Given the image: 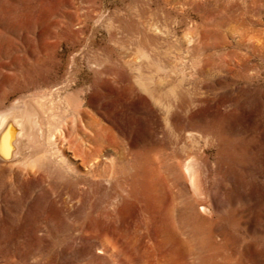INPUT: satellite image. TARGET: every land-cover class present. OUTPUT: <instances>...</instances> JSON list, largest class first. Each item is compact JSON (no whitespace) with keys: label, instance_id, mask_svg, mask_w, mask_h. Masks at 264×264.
<instances>
[{"label":"rangeland","instance_id":"1","mask_svg":"<svg viewBox=\"0 0 264 264\" xmlns=\"http://www.w3.org/2000/svg\"><path fill=\"white\" fill-rule=\"evenodd\" d=\"M37 57L58 91L14 88ZM17 110L22 156L54 122L70 167L0 159V264H264V0H0V112Z\"/></svg>","mask_w":264,"mask_h":264},{"label":"bare ground","instance_id":"2","mask_svg":"<svg viewBox=\"0 0 264 264\" xmlns=\"http://www.w3.org/2000/svg\"><path fill=\"white\" fill-rule=\"evenodd\" d=\"M19 7V6H18ZM16 8V7H15ZM19 9V8H18ZM16 10V9H15ZM14 10V11H15ZM25 10V9H24ZM29 10V9H28ZM18 11V10H17ZM20 11V10H19ZM22 12V11H21ZM30 12V11H28ZM26 14V13H25ZM36 15V14H35ZM24 17V16H23ZM27 17V16H25ZM18 18V17H17ZM30 19V18H29ZM28 19V20H29ZM30 21V20H29ZM2 44V43H1ZM73 59V58H72ZM52 61V60H51ZM56 61V60H55ZM54 67V64L50 63L48 64L46 60H44L42 57H37L35 60L31 61L30 64L28 65H24L22 73L25 74V76L27 77V79L25 80L24 84H19L18 86L14 87L15 89H22L23 86L25 84H27V86L25 87H33L35 88H39L41 86H47L50 83H53V81H55L54 79H50V73L52 71ZM101 67V66H99ZM106 68V67H105ZM108 68V67H107ZM106 70V69H105ZM99 71V70H97ZM110 71V70H109ZM103 72V71H102ZM101 72V73H102ZM78 73V72H77ZM109 74V73H108ZM106 74V75H108ZM119 74V73H118ZM98 75V74H96ZM101 76V75H100ZM99 77V76H98ZM104 77V76H103ZM105 78H108L105 76ZM98 79V78H97ZM72 80V79H71ZM102 80V78H101ZM124 80V79H123ZM110 81V80H109ZM122 81V80H121ZM94 82V81H93ZM102 82V81H101ZM107 82V81H106ZM130 82V81H128ZM127 82V83H128ZM145 82V81H144ZM104 83V82H103ZM102 83V84H103ZM126 83V84H127ZM18 84V83H17ZM92 85V83H90ZM101 84V83H100ZM110 84V83H108ZM98 85V84H97ZM105 85V84H104ZM103 85V86H104ZM144 86V84H142ZM106 86V85H105ZM129 86V85H128ZM49 87V90L53 91V90H59L57 88V84H55V86L50 85L47 86ZM109 87V86H108ZM126 87V86H125ZM145 87V86H144ZM103 88V87H102ZM128 89V88H127ZM102 90V89H101ZM120 90V89H119ZM134 91V90H133ZM110 92V91H109ZM121 92V90H120ZM127 92V90H126ZM122 93V92H121ZM125 92H123L124 94ZM108 94V93H106ZM132 94V93H131ZM75 95L77 94H72L69 95V97H67V106H66V110L65 113H67V115L70 116L69 120L66 119V121L64 122V127H62L65 132L69 133V139L67 138V136L64 134V130L60 127L55 128L54 126V122H49L47 121L46 123V128L41 130V134L40 136H43L44 140H45V144L47 146V150L50 148L51 150V154H47V150L46 152H44L45 155H38V156H22V140L24 137L27 136V122H29L31 119V115L27 112H20L19 110H17V112L19 114H17L15 111L12 112H0V159L5 160V159H9L10 162L12 161L15 164H20L23 167H27V166H33L36 165L37 163H40L43 161H45V159L48 158V162H52L54 159L57 160L56 163H54L56 166L61 167L64 165H68L69 163L67 162V159L65 157V152L67 151L64 143L61 144V142L66 141L67 138V144H68V148L74 150V154H76L77 156H83L84 152H85V148L82 147L83 144L81 143L80 138H78L77 134H75V132H77V130L79 129V125H81V115H82V109H80V106L78 105V107H76V105H74L73 103H71L72 99L75 97ZM117 95V94H116ZM78 96V95H77ZM43 98L45 96H42ZM51 97H53V95L51 94ZM105 97V95H104ZM112 97V96H111ZM127 97H130L127 95ZM105 99V98H104ZM115 99V98H114ZM127 100V99H126ZM136 100V99H135ZM114 101V100H113ZM125 101V100H123ZM122 101V102H123ZM51 102V101H50ZM110 102V101H109ZM29 102H25L23 105L26 107ZM34 103L37 104V106L39 107V112L42 114H38L39 116H41V119L39 118V116L37 115V113H33L35 116V121L37 122L40 121V124H43L44 122H46V120L44 119V112H47L48 109H51L52 107L50 106V108L47 106V102H44L40 99H35ZM105 107L109 106L108 101L106 100V102L104 103ZM121 104V103H120ZM126 104V103H125ZM102 105V104H101ZM115 105V104H114ZM140 105V104H139ZM127 106V105H126ZM119 107V106H118ZM125 108V107H124ZM27 109V107H26ZM33 109V107H32ZM116 109V107L114 108ZM128 109V108H126ZM13 110V109H11ZM21 110V109H20ZM29 110V109H28ZM15 112V113H13ZM30 112V111H29ZM116 112V111H115ZM127 112V111H126ZM112 113V112H111ZM117 114V113H116ZM128 114V113H127ZM138 114V112H137ZM115 115V114H114ZM139 115V114H138ZM141 117V116H140ZM39 118V119H36ZM106 118V117H105ZM128 119V118H127ZM130 119V118H129ZM133 119V118H132ZM141 119V118H139ZM144 119V118H143ZM32 120V119H31ZM146 120V119H145ZM44 121V122H43ZM129 121V120H128ZM132 121V120H131ZM68 122V123H67ZM139 122H142L139 120ZM69 123H71L69 125ZM131 123V122H130ZM129 123V124H130ZM33 124V123H32ZM127 124V123H126ZM139 124V123H138ZM135 125V124H134ZM29 126V125H28ZM133 126V125H132ZM151 125H148V127ZM53 127L56 129L54 131ZM131 127V126H129ZM142 127V126H141ZM140 127V128H141ZM31 129V128H30ZM40 129V128H39ZM130 130V129H129ZM144 130V129H143ZM148 130V128H147ZM150 130V129H149ZM38 131V130H37ZM119 131V130H118ZM142 131V130H140ZM146 131V130H145ZM35 132V131H34ZM74 133V134H73ZM138 133V131H137ZM149 133V132H148ZM152 133V132H151ZM32 134V133H31ZM35 134V133H34ZM38 134V133H37ZM150 134V133H149ZM88 135V134H87ZM99 135V134H98ZM153 135V133H152ZM29 136L30 133H29ZM35 136V135H34ZM105 136V135H104ZM29 138V137H28ZM33 138V137H32ZM90 138V137H89ZM92 138V137H91ZM150 138V137H149ZM26 139V138H25ZM139 140V139H138ZM30 142V141H29ZM40 142V140H35V142L33 143V148L35 149L36 146H38V143ZM43 143V142H42ZM28 144V143H27ZM155 145V144H154ZM45 146V148H46ZM151 146V145H150ZM40 152V151H39ZM70 152V151H69ZM72 152V151H71ZM67 154V153H66ZM99 160V159H98ZM2 162V161H1ZM76 162V161H75ZM99 163V162H98ZM71 164V163H70ZM52 166V165H51ZM70 167V166H69ZM64 168V167H63ZM73 169V168H72ZM185 177L188 179L187 181H189V188H191L193 197L195 198V201L198 202L199 204L203 203L202 201L206 198V182H205V173L206 171L202 168V165L198 162V161H192L189 162L185 165V168L183 170ZM67 173V172H66ZM75 176V175H74ZM95 179V178H94ZM64 182V181H63ZM69 184V183H68ZM191 194V195H192ZM208 197V196H207ZM190 199V198H189ZM207 199V198H206ZM194 200V199H193ZM208 200V199H207ZM189 204V203H188ZM192 205V204H191ZM202 206V205H201ZM204 206V205H203ZM203 210V208H202ZM170 212V211H169ZM198 213V212H197ZM206 214V213H205ZM198 218V217H197ZM196 218V219H197ZM204 222V221H203ZM213 223V222H212ZM174 229V228H173ZM137 231V230H136ZM177 236V235H176ZM205 236V235H204ZM209 240V239H208ZM214 240V239H213ZM209 243V242H208ZM135 244V243H134ZM138 244V243H137ZM136 244V246H137ZM205 244V243H204ZM209 253V252H208ZM188 254V253H187ZM225 264V263H224ZM228 264V263H227Z\"/></svg>","mask_w":264,"mask_h":264}]
</instances>
